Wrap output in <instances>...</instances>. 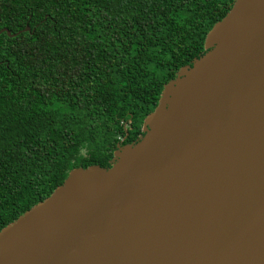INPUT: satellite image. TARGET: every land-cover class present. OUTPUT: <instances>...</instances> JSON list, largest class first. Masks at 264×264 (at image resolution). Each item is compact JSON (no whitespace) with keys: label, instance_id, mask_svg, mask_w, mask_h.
Instances as JSON below:
<instances>
[{"label":"water","instance_id":"obj_1","mask_svg":"<svg viewBox=\"0 0 264 264\" xmlns=\"http://www.w3.org/2000/svg\"><path fill=\"white\" fill-rule=\"evenodd\" d=\"M205 48L109 168L0 231V264H264V0H234Z\"/></svg>","mask_w":264,"mask_h":264},{"label":"trees","instance_id":"obj_2","mask_svg":"<svg viewBox=\"0 0 264 264\" xmlns=\"http://www.w3.org/2000/svg\"><path fill=\"white\" fill-rule=\"evenodd\" d=\"M234 0H0V231L144 136Z\"/></svg>","mask_w":264,"mask_h":264}]
</instances>
